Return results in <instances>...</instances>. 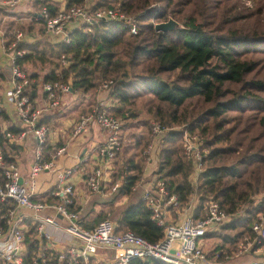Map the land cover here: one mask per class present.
<instances>
[{
    "label": "trees",
    "instance_id": "trees-1",
    "mask_svg": "<svg viewBox=\"0 0 264 264\" xmlns=\"http://www.w3.org/2000/svg\"><path fill=\"white\" fill-rule=\"evenodd\" d=\"M65 1L69 7L83 0ZM235 2L94 0L93 9L119 7L135 15L137 33H128L122 23L102 22L89 32L74 29L69 43L30 44L29 53L17 61L22 69L26 62L47 64L50 69L42 81L67 83L80 94L92 93L99 82L112 80L109 96L116 104L112 109L116 116L128 112L130 118L137 119L141 105L162 125H185L184 129L203 138L202 148L207 153L195 183L180 131L163 137L154 175L165 181L180 206L186 205L191 195L197 196L195 217H201L203 206L210 201L227 213L245 206L238 217L211 234L221 237L215 249L222 255L231 252L242 237L252 235L255 216L264 211V0H258L255 19L234 13ZM46 3L35 1V10ZM170 17L183 28L155 31L156 23ZM61 55L68 61L66 67ZM142 127L130 135L132 143L114 158L117 173L113 181H122L119 197L133 193L147 166L143 151L149 128ZM4 142L0 134V148L7 151ZM59 146L47 145L45 150ZM43 200L56 202L59 197L48 195ZM109 210L99 214L94 223L84 224L91 227L108 218ZM115 223L117 232L131 231L150 242L163 236V227L151 219L143 199L128 205ZM131 264L164 263L146 258L133 259Z\"/></svg>",
    "mask_w": 264,
    "mask_h": 264
},
{
    "label": "built area",
    "instance_id": "built-area-1",
    "mask_svg": "<svg viewBox=\"0 0 264 264\" xmlns=\"http://www.w3.org/2000/svg\"><path fill=\"white\" fill-rule=\"evenodd\" d=\"M35 1L40 0H0V13L5 12V18H9L6 24L0 19V60L9 62L5 100L13 108L16 118L27 126L25 131L31 132L36 141L32 164L24 179L18 166V153L12 152L15 150L11 151V146L19 145L18 141L23 140L26 132L14 133L0 123V134L8 145L7 151L0 148V264H131L133 259L146 258L164 264H220L221 260L244 255L253 256L248 264H264V211L256 214L251 225L252 235L242 237L231 252L222 255L215 248L207 249L204 240L238 217L245 206L227 213L216 201H210L203 206L201 217H195L197 201L191 196L186 205L180 206L177 196L170 194L165 181L158 176L142 196L151 219L163 227V236L156 242L131 231L117 232L116 223L109 218L86 226L74 201L73 186L66 182L70 170L57 172V185L50 195L59 197L58 201L34 198L38 176L51 169L54 159L66 151L64 145L45 150L50 129L40 123V119L44 112L60 107L62 97L72 89L67 83L43 82L44 104L35 107L34 80L17 62L29 53L24 47L31 31L29 23L35 24L39 35L53 38L55 43H69L74 29L89 32L102 22L122 23L130 34H136L138 30L136 16L124 13L119 7L93 9L92 0L66 7L65 0H47L35 10ZM21 4L29 5L26 12L14 10ZM53 8L56 9L52 13ZM12 22H22L25 31L10 27ZM61 62L64 67L68 65L63 55ZM113 87L112 80H105L99 82L96 90L109 96ZM123 117L96 106L81 116L74 126L73 136L90 125L107 132L106 141L100 148L103 163L88 173L85 180L86 189L91 192L101 190L109 178L106 167L124 149ZM169 132H178V129H168L160 121L150 122L149 141L143 151L147 167H155L161 141ZM181 132L185 156L190 159L197 179L203 169L206 150L197 134L187 129ZM121 184V180L115 182L111 192H116ZM47 210L54 212L52 215L41 214ZM172 212L177 218L170 221L167 217ZM51 234H55L54 238Z\"/></svg>",
    "mask_w": 264,
    "mask_h": 264
},
{
    "label": "crops",
    "instance_id": "crops-1",
    "mask_svg": "<svg viewBox=\"0 0 264 264\" xmlns=\"http://www.w3.org/2000/svg\"><path fill=\"white\" fill-rule=\"evenodd\" d=\"M17 11L23 12L19 10ZM24 12H26V10ZM11 24H16V22H12ZM32 24V26H35L34 23ZM29 26L31 27V23H29ZM30 27L29 29L31 31H29L25 42L26 45H24L27 50V46L33 43L48 42L51 44H57L54 42L53 38L39 35L35 27H33L32 29ZM28 65H32V63H23V70L27 74H34L37 76V78H33L34 85L36 87L34 105L35 107L40 108L44 104L45 100V95L42 91L41 86L44 82L42 81V79L43 76L49 71L50 67L46 64L47 66L44 70L28 73L26 68ZM0 67L2 68V71L0 73V123H2L3 126L7 127L14 133H18L21 131L26 132L25 130L27 126L16 118L13 108H11L5 100L4 93L9 85V62L6 59H1ZM115 105L116 104H114L109 96L104 93H100L98 90H96V88L92 93L88 94H80L78 92L70 91L69 93L64 94V96L62 97V103L60 107L50 109L42 114L40 123L44 124V120V125H46L50 129L48 145H64L66 147V151L62 155L54 159V165L51 169L44 170L38 176L35 187L36 190L34 193L35 199L45 201L43 199H46L48 195L49 197H51L50 192L57 185V172L70 170L71 175L67 177L66 182L70 183L73 186L74 201L76 203V207L78 208V210H80L79 214L83 211L87 201L90 199L89 197L93 194L88 193L89 190L86 189L85 180L88 173H90L94 168L100 166L103 163V159L100 155V148L106 141L107 132L96 125H90L86 127L77 136H73L72 131L80 117L88 113L87 109L91 110L89 108L92 107L93 109L94 107L99 106L104 107V109L110 110L112 112V109H115ZM82 110L84 112H82ZM85 111L87 113H85ZM125 117L126 116H124L123 118L126 124ZM18 144L19 145H12V148H17L16 150L14 149V152L18 153V166L22 173V176L24 177V179H26L35 152V137L31 132H26L23 140L18 141ZM122 153H119V155H121ZM115 162L116 161L114 159L108 164V166L106 167V171H108L109 173V178L106 182L103 183V187L101 188V190L94 193H112L110 188L115 183L113 181V177H115V174L117 173V166ZM152 168L153 167L150 168L149 166H146L143 177L134 187L133 192L135 191L137 186L145 180H148L149 183L151 182V187L153 186L156 175H154L155 171H151ZM123 197L127 196L119 197L116 195L110 202L101 203L102 206H100V211L98 213H93L95 204L97 203L95 201L92 208L83 216L80 215V218L84 221V223H94L93 221L99 214L107 212L110 208H114V202Z\"/></svg>",
    "mask_w": 264,
    "mask_h": 264
},
{
    "label": "rangeland",
    "instance_id": "rangeland-1",
    "mask_svg": "<svg viewBox=\"0 0 264 264\" xmlns=\"http://www.w3.org/2000/svg\"><path fill=\"white\" fill-rule=\"evenodd\" d=\"M93 2H94V0L91 1V3H93ZM28 7H29L28 4H21L20 6L15 8L14 10L25 11ZM233 7H234L233 8V12L234 13H239L240 16L246 15V16L250 17V16L253 15V19H255L258 16V13H259L258 0H236V2L233 5ZM5 16H7V14H5V12H1L0 13V19L5 21L4 24L8 23L7 21L9 20V18H5ZM225 19L228 20L229 17H226ZM21 23L22 22H16V26L18 28H20V29L25 31V26L22 25ZM33 27H35V26H31L30 28L32 29ZM29 64H31V63H29ZM46 66H47L46 64L42 65V64L38 63V64H35V65H33V64L32 65H28L26 68H27L28 73H32L33 71L44 70L46 68ZM154 107H155V105H152V109ZM89 109L92 110V107L89 108ZM91 110L87 109V112H90ZM82 112H84V111L82 110ZM87 112L85 111V113H87ZM137 112H138V115H139V117L137 119L130 118L128 112L124 114L126 116L125 117L126 124H124L123 130H122V135L124 136V140L126 141L124 143V149L126 148V146H128V145H130L132 143V139L130 138L131 133L136 132L138 129H142L143 128L142 126H145L144 129L147 130L149 128L150 122L158 121V119H155V118H152V117L148 116L147 111L145 109H143L141 105L137 108ZM143 121L146 122V124L143 123ZM165 126L168 129H178V131H180V132L185 127V125H173V126L165 125ZM201 141H202V144H203V142H204L203 138L201 139ZM206 153H207V150H206ZM157 165L158 164L156 163L155 167H153L151 169L152 172L157 170ZM150 168H151V166H150ZM191 180H192L193 183H195V181L197 180L195 178V176L193 175V169H192V174H191ZM150 188H151V182L149 183L148 180H145V181L141 182L137 186L135 191L130 196L120 198V199H118V200H116L114 202V208L109 210V214L107 215V217L109 219H111L112 221L116 222V220H117V218H119L121 212L128 205H130L132 203H136L137 201L142 199L143 193L147 189H150ZM88 193H93V194L89 197L90 199L87 201V203L85 205V208L80 213L81 216H83L85 213H87L92 208V206H93L95 201L97 203H100V204H97V203L95 204V208H94L93 213H98L100 211V206H102L101 203L110 202L117 195V191L109 193V194H100V193H94V192H91V191H88ZM191 196L193 197L194 200H196L197 196L195 194H193ZM53 212H54L53 210H47V211H45V213H41V214H44V215H49L50 214V215H52ZM176 218H177V214L174 213V212H172L167 217V219L170 220V221L174 220ZM51 235H52V238H54L55 234H51ZM220 238L217 235L208 236L204 240L206 248L207 249H214L217 246H219V244L221 243V239ZM252 259H253L252 255H244V256H241V257L235 258V259H229V260L228 259L227 260L224 259V260L220 261V264H248L250 262V260H252Z\"/></svg>",
    "mask_w": 264,
    "mask_h": 264
},
{
    "label": "water",
    "instance_id": "water-1",
    "mask_svg": "<svg viewBox=\"0 0 264 264\" xmlns=\"http://www.w3.org/2000/svg\"><path fill=\"white\" fill-rule=\"evenodd\" d=\"M182 25L174 21L172 18H169L166 21L158 22L154 25L155 31L168 32L176 29H182ZM22 182V180H20Z\"/></svg>",
    "mask_w": 264,
    "mask_h": 264
}]
</instances>
